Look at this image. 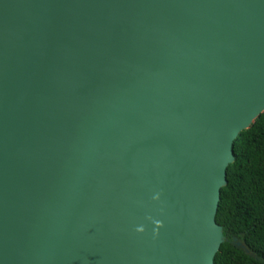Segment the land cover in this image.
I'll return each instance as SVG.
<instances>
[{"label": "water", "instance_id": "1", "mask_svg": "<svg viewBox=\"0 0 264 264\" xmlns=\"http://www.w3.org/2000/svg\"><path fill=\"white\" fill-rule=\"evenodd\" d=\"M263 111L264 0H0V264H214Z\"/></svg>", "mask_w": 264, "mask_h": 264}, {"label": "trees", "instance_id": "2", "mask_svg": "<svg viewBox=\"0 0 264 264\" xmlns=\"http://www.w3.org/2000/svg\"><path fill=\"white\" fill-rule=\"evenodd\" d=\"M232 151L215 216L225 239L214 264H264V111L238 133Z\"/></svg>", "mask_w": 264, "mask_h": 264}]
</instances>
